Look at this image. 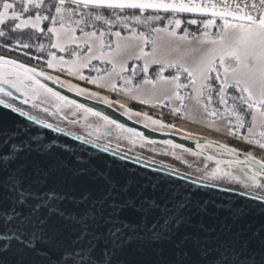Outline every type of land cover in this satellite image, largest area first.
<instances>
[{
	"label": "snow or ice",
	"instance_id": "6c2138e0",
	"mask_svg": "<svg viewBox=\"0 0 264 264\" xmlns=\"http://www.w3.org/2000/svg\"><path fill=\"white\" fill-rule=\"evenodd\" d=\"M185 13L190 15L181 18ZM165 20V26H154L155 22ZM45 21L50 25L47 27L50 47L69 54L65 59L49 52L51 59L46 65L50 69L66 71L97 88L117 91L115 79L131 84V78L123 73L129 71L128 60L135 59L143 61L140 70L145 74L144 84L153 88L158 83L170 86L166 98L179 101L173 112L186 115L185 101L193 100L209 118L210 126H216L217 120L226 121V132L232 136L245 128L250 115L248 135L240 138L262 150L259 155L247 148L241 153L226 143L197 140L199 154L207 161L214 160L216 167L190 183L217 187L221 192L237 191L229 185H239L243 191H237V195L260 201L259 206L264 208V0H0V37L5 38L0 47H7L11 39L20 48H31L32 44L25 42L24 37L31 40L35 34L44 33ZM184 25L196 29L192 32L183 28L181 34ZM118 26L128 35L115 30ZM139 26H148V31H139ZM25 29L34 31L26 33ZM163 37L167 38V45L160 43ZM71 45L75 46L69 51ZM148 45L150 51L145 50ZM36 48L43 52L44 44H37ZM133 48L137 49L134 56L129 54ZM94 60L111 67L102 74L92 64ZM153 65L157 66L156 80L147 75ZM86 68L97 75L85 76ZM170 69L174 70L172 74L165 76ZM130 71L133 76L136 74L135 67ZM38 77L59 83L77 95L113 104L99 92H88L58 76L0 55V105L46 129L73 135L16 106L11 89L25 97L23 104L46 94L65 106L115 125L129 134L133 144L136 139L156 143L68 100L40 83ZM189 88L191 91L182 92ZM120 91L127 93L132 89ZM214 96L222 107L213 106ZM134 98L140 99V103L149 102ZM31 107L38 106L32 103ZM120 107L129 119L142 117L145 128H175L147 113L133 112L124 104ZM258 119L261 130L257 138L254 129ZM215 130L220 128L216 126ZM186 138H192V134L188 133ZM74 139L92 143L82 136ZM165 144L173 156L176 149H181V145L170 140ZM213 147L219 155L234 159L224 161L207 155L206 150ZM42 148L44 156H52L38 138L33 143L29 125L18 122L9 127L0 123V264H264V231L253 243L251 237L239 233L217 234L215 228L202 220L193 223L194 217L206 209L193 202L190 187L168 179L169 176L188 179L178 170L160 165L159 170L167 169V175L150 179L147 185L138 184L131 177L121 182L112 175L111 166L93 168L91 164H78L69 169L62 161L37 164L34 157L41 155ZM102 151L109 152V148L103 147ZM134 160L140 162L139 157ZM224 164L226 168L221 167ZM65 169L71 175L70 183L57 179ZM218 182L226 183L221 186ZM134 183L138 184L135 193ZM243 214V208L233 213L237 218ZM190 228L196 231H188ZM149 249L156 255L154 261L129 258L130 252L142 256Z\"/></svg>",
	"mask_w": 264,
	"mask_h": 264
},
{
	"label": "rangeland",
	"instance_id": "374dc122",
	"mask_svg": "<svg viewBox=\"0 0 264 264\" xmlns=\"http://www.w3.org/2000/svg\"><path fill=\"white\" fill-rule=\"evenodd\" d=\"M166 25V20L163 22H155L154 26L163 27ZM45 26V22L43 23L42 27L45 28L44 33H42V41L40 43L44 44L43 52L38 51L33 57L30 56L29 58H21L25 62H30L34 67L52 72L53 76H58L60 80L67 81L68 83H74L78 87L85 88L88 92H99L101 96H107L110 100L113 101L111 105L119 112L121 111L124 113V109L120 107V104H124L128 109L133 112L140 111L142 113H147L153 119H159L165 124L175 125V128L169 127L164 130H157L160 132H167L173 134H179L185 136L188 133L192 134V138L194 139H212L214 141L226 143L229 146L238 147V150L244 151L247 148L249 151H254V153L259 154L262 150L258 148H254L252 145H248L245 140L240 138L241 135L247 136V127L249 122L246 120L245 128L239 130V134L237 136L229 135L226 132L227 122L217 120V125L220 128V131H216V126H210L209 118L204 114L203 109L200 108L195 104L193 100L185 101L186 108L184 110L185 114L180 112H173V108L179 107V101L176 100H169L166 97L170 93V86L165 85L163 83H158L155 88L151 84H144L143 80L145 78V74L140 70L143 65V61H136L135 59L128 60V68L129 71L123 73L124 76L131 78V84L125 85L122 80L115 79L117 85V91H110L107 88H97L96 85L88 83L84 80H79L74 76H70L67 72H57L55 69H50L46 65V61L51 59L48 55L49 52L55 53L57 56H63L65 59L69 58L68 52H59L57 49H53L50 47V41L48 39L49 33L47 32V27ZM183 28H188L189 31L194 32L196 26H192V29H189L188 25H184L182 27L181 34L183 32ZM27 30V29H25ZM121 31L123 36H127L128 32L126 30L121 29L119 26L115 29ZM139 31H148V26H139ZM198 34V33H197ZM77 35L79 36L80 33L77 31ZM107 39L115 40V37H106ZM39 43V44H40ZM162 45H167V38L163 37L160 41ZM75 45H71L69 47V51L71 47ZM188 47V46H182ZM19 46L17 45V47ZM14 48V49H15ZM8 52H12L13 48L7 47ZM146 51L151 50V45H148L145 48ZM137 52L136 48L130 50V55L134 56ZM13 53V52H12ZM17 56L16 54H12ZM18 57V56H17ZM38 57V58H37ZM92 64L95 65L97 68L101 69V73L103 74V70L105 68H110V65H102L99 61L94 60ZM91 67V66H90ZM136 68V74L133 76L131 73V69ZM156 68L157 66L153 65L150 67L148 72V77L153 80L157 79L156 76ZM174 70L170 69L168 72H165L164 75L168 76L172 74ZM83 74L85 76H92L95 77L97 73L95 71H90V68H86L83 70ZM183 80V77H182ZM67 88V87H66ZM129 88L132 89L131 92H124L120 91V89ZM15 90V89H14ZM191 89H183L182 92H188ZM74 92V91H73ZM18 93V92H17ZM20 94V93H18ZM86 96V95H83ZM89 97V96H87ZM134 97H140L149 101L148 103H140V99H136ZM91 98V97H90ZM25 99V97H24ZM23 99V100H24ZM93 99V98H92ZM23 100H20L22 103ZM100 101V100H99ZM32 103L37 104L36 110L40 112H44L43 109L47 108L48 111L44 112L52 118L55 119L57 125L66 127L70 130L73 134H78L82 137H88L95 142H100L106 147H111L118 152H124L132 157H139V160L147 161L152 164L156 165H166L167 168L176 169L180 173L184 174L185 176H191L196 179L204 176L206 173L211 172L212 169L216 167L215 161H207L204 156L200 154L193 155L194 152L188 151L183 152L182 147L181 149H176V155H170L169 153L172 151L165 143L156 142L155 144H147L145 142L136 139V142L133 144L129 139V134L126 132H122L121 130L117 129L115 125L107 124L105 121L91 115L89 113L83 112L81 109H76L73 106H65L61 102L57 101L55 98L41 94L38 99L30 100L28 104H24L28 106L30 109L32 108ZM103 103V102H102ZM23 104V103H22ZM60 105V111H57V105ZM108 105V104H107ZM155 105V106H153ZM213 106L215 107H222L218 104L216 97H213ZM55 113V115H52ZM127 116V115H126ZM132 119L140 124H143L142 117H132ZM259 126V119L257 122V127L254 129V132L257 134L260 131ZM147 140V139H146ZM240 148V149H239ZM208 153H211L217 158H224V159H232L233 157L228 155H219L215 148L207 149ZM207 165V168H205ZM221 167H227L226 164L221 165ZM221 186H224L226 182H218ZM239 185H229V187H234Z\"/></svg>",
	"mask_w": 264,
	"mask_h": 264
},
{
	"label": "water",
	"instance_id": "95a60500",
	"mask_svg": "<svg viewBox=\"0 0 264 264\" xmlns=\"http://www.w3.org/2000/svg\"><path fill=\"white\" fill-rule=\"evenodd\" d=\"M184 15L190 14L185 13ZM6 58L11 59L7 56ZM28 67L32 66L29 65ZM37 79H39L40 83H43L48 88L58 92L60 95L65 96L66 98L75 101L84 107L90 108L94 112H99L102 116H107L109 120H114L117 124L123 125L125 128H130L135 132L142 133L147 140L161 143H165V141L170 140L175 144L181 145L183 149L187 148L197 154H199L200 151L196 145L197 140L201 143L214 141L212 139L206 140L186 138L185 136L179 134L167 132L163 133L157 130H152L151 128H145L143 124L134 121L132 118L129 119L128 116L121 111L119 112L112 106L98 100H93L87 96L77 95L75 92L69 91L68 88L62 87L59 83H54L52 80H45L43 77H38ZM11 91L14 96H19L14 89H11ZM18 122H23L30 126L33 143H36V139L38 138L40 142L47 146V150L52 152V156H44V149L42 148L41 155L34 157L37 164H54L57 161H62L64 164L68 165L69 169L78 164H84L85 166L91 164L93 168H107L108 166H111L112 175L116 179L121 182H125L129 177H131L133 181H137L138 184L142 185H147L150 179L158 180V178L165 177L167 175V170H159V165L157 167L152 165L145 167V162L143 163L140 161L137 163L134 158L131 159L129 157L127 159H122L121 157L124 155H120L114 150L110 149L109 152H103L102 146L94 147V143L85 144L82 140L74 139L75 135L73 133V135H64L62 132H55L51 129H46L32 121H27L25 117H20L18 113H12L10 109H4L3 106L0 105V123L11 127ZM241 153L243 152L241 151ZM206 154L212 155L211 153H208L207 150ZM200 155L204 156L203 154ZM240 158L243 159V155H241ZM217 159L224 161L230 160L224 158ZM232 159H234V157ZM57 179L67 180L70 183L72 178L68 169H65L63 172L58 174ZM168 179L177 181L180 185H187L190 187L192 193L194 194L193 202L195 204H200L202 208L206 209V211L201 213V215L194 217V224H199L202 220L206 225H210L215 228L217 234L221 231H223L225 235H227L229 231L232 234L239 233L246 238L251 237L253 243L257 241L261 232L264 231V208L259 206L261 202L249 201L247 196L237 195V191L241 190L236 189L237 191L221 192L217 187H202L200 184H191L190 181L193 179L190 177L185 180H178L176 176H169ZM138 184H133V193L137 191ZM239 208L244 209V214L237 218L233 215V213ZM197 211L199 210L197 209ZM225 225H228V228H225ZM187 230L196 231L195 228ZM183 231L184 230H182V233ZM129 258L154 261L156 259V255L149 249L146 250L142 256H135L130 252Z\"/></svg>",
	"mask_w": 264,
	"mask_h": 264
},
{
	"label": "trees",
	"instance_id": "16d2710c",
	"mask_svg": "<svg viewBox=\"0 0 264 264\" xmlns=\"http://www.w3.org/2000/svg\"><path fill=\"white\" fill-rule=\"evenodd\" d=\"M27 15V14H26ZM182 16H184V17H188L189 15H184V14H182ZM46 25H48V22L47 21H45V26ZM5 30H7V29H5ZM26 33L27 32H32V31H34V30H31V29H27V30H24ZM36 36H38L39 38L37 39V38H35ZM42 34H35L34 35V38L33 39H31V40H29L28 38H27V36H25L24 37V40H25V42H28V43H30V44H32V47L31 48H28V49H23V48H15V47H17V44L15 43V41L14 40H9L8 41V46L7 47H11V48H15V51H12V52H8L7 50V47H0V51L1 52H3V53H5L6 54V52L7 53H10V54H18L17 56H18V59L20 60V61H23V62H25L24 60H22L21 58H25V59H27V58H29L30 56H34L35 54H37V52H38V50H37V48H36V45L37 44H39L40 43V41H42L43 39H42ZM4 40H5V38H3V37H0V45H3L4 44ZM2 53V54H3ZM14 56V55H13ZM17 56H14V57H16L17 58ZM218 86V85H217ZM229 92L231 93L232 92V90H229ZM250 119H251V117H250V115L246 118V120L248 121V122H250ZM233 146V145H232ZM231 146V147H232ZM233 147H235V146H233ZM238 148V147H237ZM240 149V148H239ZM255 154H257V153H255ZM259 155V154H258Z\"/></svg>",
	"mask_w": 264,
	"mask_h": 264
},
{
	"label": "bare ground",
	"instance_id": "6f19581e",
	"mask_svg": "<svg viewBox=\"0 0 264 264\" xmlns=\"http://www.w3.org/2000/svg\"><path fill=\"white\" fill-rule=\"evenodd\" d=\"M45 72V71H44ZM47 73V72H46ZM48 74V73H47ZM49 75V74H48ZM99 101V100H98ZM101 102V101H100ZM14 103L16 104V106H18V107H21V108H23L24 110H30L33 114H36V115H38V116H40V117H42V118H46L47 119V121L49 122V123H52L55 127H61V128H64L67 132H70V130L69 129H67L66 127H62V126H59V125H57V123L55 122V119L54 118H52V116H49L48 114H46V113H43V112H40V111H38V110H36V109H30L28 106H26V105H24V104H22V103H18L16 100L14 101ZM71 133V132H70ZM75 135V134H74ZM75 136H79L78 134H76ZM84 139L85 140H90L92 143H94V144H99L100 146H102V147H106V146H104L102 143H98V142H95V141H93L92 139H90V138H86V137H84ZM109 148V147H108ZM114 150L113 148H109V150ZM115 152H117V153H119L120 155L122 154V155H126L127 157H129V158H131V159H133V158H135V157H132L131 155H128V154H126V153H124V152H118V151H116V150H114ZM141 162H145V163H149L150 165H152V166H158V165H154V164H152V163H150V162H147V161H142V160H140ZM165 170H167V169H165ZM188 177V176H187ZM191 179H196V178H194V177H191V176H189ZM188 177V178H189ZM232 188H234V189H238V190H241V191H243V189L241 188V187H238V186H234V187H232Z\"/></svg>",
	"mask_w": 264,
	"mask_h": 264
},
{
	"label": "flooded vegetation",
	"instance_id": "af4514ba",
	"mask_svg": "<svg viewBox=\"0 0 264 264\" xmlns=\"http://www.w3.org/2000/svg\"><path fill=\"white\" fill-rule=\"evenodd\" d=\"M181 18H187V17H184V16H182ZM192 29V26H189V29ZM3 52H1L0 51V55H5V57L7 56V57H9V58H11V59H16L17 61H20L19 59H18V57L16 58V57H14L12 54H10V53H7L6 52V54L5 53H3ZM20 62H23V61H20ZM23 63H25L27 66H32V67H34L32 64H30V62L28 63V62H23ZM38 69V68H37ZM40 70V69H39ZM45 72H47L49 75H51V76H53V74H52V72L50 73V72H48V71H45ZM55 77V76H54ZM43 84V83H42ZM74 84V83H73ZM47 87V86H46ZM53 90V89H52ZM54 91V90H53ZM73 92V91H72ZM62 96V95H61ZM16 97V101L19 103L20 102V100H23L24 99V97L23 96H21V94H19V96H15ZM65 97V96H64ZM86 97V96H85ZM90 98V97H89ZM68 99V98H67ZM92 99V98H91ZM68 100H70V99H68ZM93 100H98V99H96V98H93ZM72 101V100H71ZM76 104H78L77 102H76ZM81 105V104H80ZM85 108H87V107H85ZM94 112V111H93ZM44 113V112H43Z\"/></svg>",
	"mask_w": 264,
	"mask_h": 264
}]
</instances>
